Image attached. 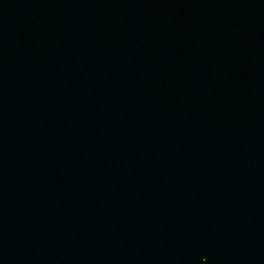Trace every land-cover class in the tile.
<instances>
[{
  "label": "water",
  "instance_id": "1",
  "mask_svg": "<svg viewBox=\"0 0 264 264\" xmlns=\"http://www.w3.org/2000/svg\"><path fill=\"white\" fill-rule=\"evenodd\" d=\"M0 264H264V0H0Z\"/></svg>",
  "mask_w": 264,
  "mask_h": 264
}]
</instances>
